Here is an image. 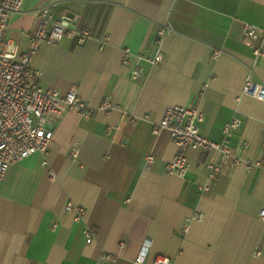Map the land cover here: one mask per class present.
Here are the masks:
<instances>
[{
  "label": "crops",
  "instance_id": "crops-1",
  "mask_svg": "<svg viewBox=\"0 0 264 264\" xmlns=\"http://www.w3.org/2000/svg\"><path fill=\"white\" fill-rule=\"evenodd\" d=\"M50 4L89 36L43 44L31 62L38 82L64 94L76 88L93 109L109 99L117 110L54 119L48 155L31 156L0 179V264H133L144 246L145 264L160 256L175 264H264V102L243 94L250 73L264 84V58L243 42L246 23L264 29V0H25L7 31L21 51L37 10ZM161 29H171L164 60L143 63L148 77L136 83L123 66L125 50L152 54ZM175 106L200 110L199 130L216 142L240 117L230 147L251 168L210 181L207 163L224 158L196 150L184 178L169 175L179 147L168 131L153 130ZM69 203L84 208L80 221L66 211ZM89 227L97 232L91 244Z\"/></svg>",
  "mask_w": 264,
  "mask_h": 264
},
{
  "label": "built area",
  "instance_id": "built-area-1",
  "mask_svg": "<svg viewBox=\"0 0 264 264\" xmlns=\"http://www.w3.org/2000/svg\"><path fill=\"white\" fill-rule=\"evenodd\" d=\"M24 2L25 0H0V179L7 176L13 165L34 155H48L54 138V119L62 118L69 111H75L83 118L89 119L95 117L99 111L111 115L117 110L109 99L104 100L99 109L90 108L79 96L76 88L64 94L57 89L40 85L39 72L31 67L39 48L45 43L57 45L64 37H70L82 44L89 34L77 33L71 27L70 18L66 14L58 15L54 5L50 4L37 10V28L30 37L29 48L21 51L19 44L7 35V31L10 28L11 16L23 12ZM170 32L171 29H161L152 36V54H139L134 57L130 50H125L123 66L131 69V79L134 82L142 84L148 77L143 63L154 66L164 60L163 37ZM260 40L262 43L256 44ZM243 42L253 49L257 59L264 58V29L246 23ZM220 54L221 52H216L214 57L218 58ZM243 94L264 102V84L255 80L253 73H250L243 87ZM204 118V114L198 109L175 106L169 107L163 119L155 124V135L168 131L173 142L179 147V153L167 165V173L184 178L190 170L188 152L196 150L215 152L224 158L222 163H207L210 181H215L227 169L241 166L250 169L252 163L238 157L230 147V141L242 127L243 120L235 116L227 122L223 127V141L216 142L200 132L198 124L203 122ZM111 132L112 129H109V134ZM147 159L153 161L152 157ZM209 191L208 186L202 189V193ZM66 211L76 212L79 221L85 215L84 208L76 207L72 203L67 204ZM260 219H264V209L260 213ZM194 220L201 222L204 215L196 214ZM84 233L87 243H93L97 232L89 227ZM147 256L148 246H144L133 264H145ZM106 258L113 260L111 256ZM154 264L175 262L169 257L160 256Z\"/></svg>",
  "mask_w": 264,
  "mask_h": 264
},
{
  "label": "water",
  "instance_id": "water-1",
  "mask_svg": "<svg viewBox=\"0 0 264 264\" xmlns=\"http://www.w3.org/2000/svg\"><path fill=\"white\" fill-rule=\"evenodd\" d=\"M68 17H70V15H67Z\"/></svg>",
  "mask_w": 264,
  "mask_h": 264
}]
</instances>
